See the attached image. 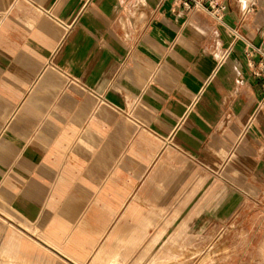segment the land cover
I'll return each instance as SVG.
<instances>
[{"label":"crops","instance_id":"obj_1","mask_svg":"<svg viewBox=\"0 0 264 264\" xmlns=\"http://www.w3.org/2000/svg\"><path fill=\"white\" fill-rule=\"evenodd\" d=\"M219 1L223 19L209 0H0V191L21 216L0 264H182L173 207L216 166L240 191L264 174V0ZM196 220L212 264L223 231Z\"/></svg>","mask_w":264,"mask_h":264},{"label":"rangeland","instance_id":"obj_2","mask_svg":"<svg viewBox=\"0 0 264 264\" xmlns=\"http://www.w3.org/2000/svg\"><path fill=\"white\" fill-rule=\"evenodd\" d=\"M262 160L264 161V157ZM229 169L231 167L223 165L214 167L215 175H210L209 179L203 183L200 182V188L196 193L198 195L191 197L188 201L189 204L173 207V211L168 216L177 215V220L173 222L169 230L171 231L173 227H180L183 233L181 241L187 243L185 253L180 258L183 261L182 264H198L205 255L206 247L204 245L208 243L209 239L204 235L202 237L198 235L199 233L197 234V231L201 229L202 221L196 220L205 216L214 217V226L217 228V232L223 231V236L213 248L212 264H264L261 262L260 255L264 235L254 236L257 226L252 220L253 213L261 210L260 206L263 205L261 201L264 203V174L260 177H248L245 183L247 188H243L245 191H240L242 176L228 172ZM253 169L254 167H248L249 175ZM212 177V182L215 185L213 190L210 189L213 186L210 184ZM226 185L229 189L226 188ZM12 194L13 191L11 196L9 192L0 191V242L5 240L9 233V227L15 228L21 224L19 220L21 216L16 215ZM207 194L210 195L211 206L203 205L198 209L199 212H191L196 204L205 201L204 198ZM242 198L247 199L246 207L239 205ZM256 203H258L257 206ZM240 212L247 213V220H244ZM184 222L186 224L183 226ZM28 234L36 238L35 235ZM198 248L202 249L201 252L195 253Z\"/></svg>","mask_w":264,"mask_h":264},{"label":"built area","instance_id":"obj_3","mask_svg":"<svg viewBox=\"0 0 264 264\" xmlns=\"http://www.w3.org/2000/svg\"><path fill=\"white\" fill-rule=\"evenodd\" d=\"M190 0H187L186 5H190ZM210 12L217 19H223L226 11V5L221 3L219 0H209ZM261 71V70H260ZM260 71L256 72L257 76L260 75Z\"/></svg>","mask_w":264,"mask_h":264},{"label":"bare ground","instance_id":"obj_4","mask_svg":"<svg viewBox=\"0 0 264 264\" xmlns=\"http://www.w3.org/2000/svg\"><path fill=\"white\" fill-rule=\"evenodd\" d=\"M248 3H249L248 0H242L241 5L243 8H247Z\"/></svg>","mask_w":264,"mask_h":264}]
</instances>
